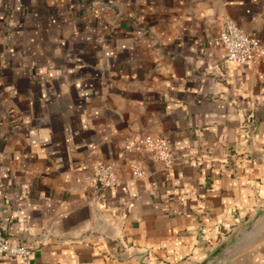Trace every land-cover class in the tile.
Returning <instances> with one entry per match:
<instances>
[{
	"label": "crops",
	"instance_id": "0c3cea01",
	"mask_svg": "<svg viewBox=\"0 0 264 264\" xmlns=\"http://www.w3.org/2000/svg\"><path fill=\"white\" fill-rule=\"evenodd\" d=\"M224 18L264 48V0H0V231L31 264H264V61H226Z\"/></svg>",
	"mask_w": 264,
	"mask_h": 264
},
{
	"label": "built area",
	"instance_id": "2783aa9c",
	"mask_svg": "<svg viewBox=\"0 0 264 264\" xmlns=\"http://www.w3.org/2000/svg\"><path fill=\"white\" fill-rule=\"evenodd\" d=\"M216 47L225 52V59L230 63H245L248 61H264V48L258 46L254 39L246 34L240 27L228 18H224L217 37L213 40ZM149 154L154 161L161 164L164 170L171 168L173 155L170 145L162 138L153 137L149 134L140 135L128 144ZM130 174L134 179L145 177L142 161L129 160ZM118 161L95 162L92 166L90 183L96 189L111 188L118 184ZM224 228V224H220ZM33 251L31 247L23 245H11L0 231V256H13L18 258L22 264H31Z\"/></svg>",
	"mask_w": 264,
	"mask_h": 264
},
{
	"label": "water",
	"instance_id": "95a60500",
	"mask_svg": "<svg viewBox=\"0 0 264 264\" xmlns=\"http://www.w3.org/2000/svg\"><path fill=\"white\" fill-rule=\"evenodd\" d=\"M249 124L250 125H248V127L246 128V140H245V142L250 141L252 139L253 126H252L251 122ZM200 234L201 235L204 234L203 229H200Z\"/></svg>",
	"mask_w": 264,
	"mask_h": 264
}]
</instances>
